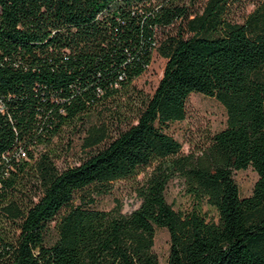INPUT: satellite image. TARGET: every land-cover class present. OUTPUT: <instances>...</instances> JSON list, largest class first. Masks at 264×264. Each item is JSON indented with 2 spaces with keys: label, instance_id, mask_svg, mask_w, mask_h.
<instances>
[{
  "label": "trees",
  "instance_id": "obj_1",
  "mask_svg": "<svg viewBox=\"0 0 264 264\" xmlns=\"http://www.w3.org/2000/svg\"><path fill=\"white\" fill-rule=\"evenodd\" d=\"M239 3L0 0V264H158L155 227L168 236L164 264H264V0L242 22L231 10ZM153 50L161 75L133 119L113 135L106 123L84 128L75 163L35 155L63 124L84 127L86 113L130 95ZM190 92L225 111L197 154L165 130ZM152 162L130 211L93 205ZM246 166L256 178L241 196L232 171ZM174 175L189 209L165 199Z\"/></svg>",
  "mask_w": 264,
  "mask_h": 264
},
{
  "label": "rangeland",
  "instance_id": "obj_2",
  "mask_svg": "<svg viewBox=\"0 0 264 264\" xmlns=\"http://www.w3.org/2000/svg\"><path fill=\"white\" fill-rule=\"evenodd\" d=\"M260 0H244L232 5L231 10L234 19L242 22L245 14L258 4ZM168 32L173 31V26L166 28ZM165 30V31H166ZM160 34V31L157 32ZM164 64V57L156 51H152L151 58L146 68L131 82L130 95L118 100L116 104L105 102L98 105L83 117L84 127L78 121L63 124L57 132L44 144L35 148V155L39 152L51 154L57 166L63 167L69 163H75L85 153L81 147L82 138L85 134L84 128L106 123L110 135L131 119L140 100L150 94L158 78L161 75ZM118 115L116 118L110 116ZM76 123V125H74ZM225 124V111L222 104L213 96L200 92H190L185 101V113L181 120L169 122L165 130L176 138L181 146L182 153H199L200 149L208 143L209 136L222 128ZM27 157V154L25 155ZM154 162L140 167L134 177L119 179L110 183L108 192L95 195L94 206L102 209H109L118 204L123 212L130 211L138 203L134 195L133 186L152 168ZM232 177L237 184L238 193L241 196L248 195L256 178V173L251 166L232 171ZM75 194L74 201H78ZM165 199L174 209L186 210L193 203V199L184 190V181L178 176H172L166 183L164 190ZM201 213L206 218H215L214 209L206 202L201 201L198 205ZM53 222H51V225ZM55 231L52 228L50 236L54 237ZM168 248V236L165 228L155 227L152 250L155 252L158 264H164Z\"/></svg>",
  "mask_w": 264,
  "mask_h": 264
},
{
  "label": "built area",
  "instance_id": "obj_3",
  "mask_svg": "<svg viewBox=\"0 0 264 264\" xmlns=\"http://www.w3.org/2000/svg\"><path fill=\"white\" fill-rule=\"evenodd\" d=\"M22 155H24V156H25L26 154H25L24 152H22Z\"/></svg>",
  "mask_w": 264,
  "mask_h": 264
}]
</instances>
